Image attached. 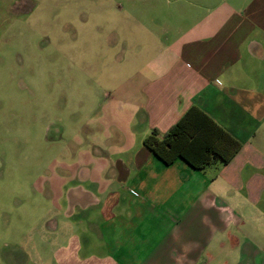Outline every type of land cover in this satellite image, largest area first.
I'll return each instance as SVG.
<instances>
[{"label":"crops","instance_id":"1","mask_svg":"<svg viewBox=\"0 0 264 264\" xmlns=\"http://www.w3.org/2000/svg\"><path fill=\"white\" fill-rule=\"evenodd\" d=\"M184 2L192 7L180 9L173 36L161 35L153 55L104 92L87 123L91 146L77 139L62 164L60 222L96 225L106 255L123 264H264V0ZM190 110L187 131L206 117L239 144L227 163L204 149L191 155L209 159L201 170L180 157L166 165L143 145ZM218 137L204 146L227 154Z\"/></svg>","mask_w":264,"mask_h":264},{"label":"rangeland","instance_id":"2","mask_svg":"<svg viewBox=\"0 0 264 264\" xmlns=\"http://www.w3.org/2000/svg\"><path fill=\"white\" fill-rule=\"evenodd\" d=\"M191 7L184 0H0V264L127 260L106 255L96 225L91 232L61 225V166L74 158L77 139L91 146L87 123L104 92L151 57L161 35L171 38L185 16L180 9Z\"/></svg>","mask_w":264,"mask_h":264},{"label":"trees","instance_id":"3","mask_svg":"<svg viewBox=\"0 0 264 264\" xmlns=\"http://www.w3.org/2000/svg\"><path fill=\"white\" fill-rule=\"evenodd\" d=\"M191 117V110L185 115L182 120L174 125L167 133L160 136V134L154 130L149 136H147L143 145L164 164L170 165L176 158L184 159L191 167L196 170H201L209 161L195 160L193 159L192 152H199V150L206 149L208 154H212L213 157H220L221 163H227L231 157L239 149V144L232 138L226 135L221 129L217 128L212 122L208 121L204 117V124L196 123L191 127L189 131L186 130V120ZM201 119H198L200 122ZM202 121V120H201ZM206 121V123H205ZM219 135L218 140L220 144H226L229 148L227 154L222 150V154L217 151V148H209L204 146L203 137H214ZM201 142L202 147L197 143ZM219 144V145H220Z\"/></svg>","mask_w":264,"mask_h":264}]
</instances>
